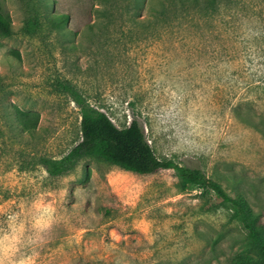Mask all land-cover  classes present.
<instances>
[{"label": "rangeland", "instance_id": "1", "mask_svg": "<svg viewBox=\"0 0 264 264\" xmlns=\"http://www.w3.org/2000/svg\"><path fill=\"white\" fill-rule=\"evenodd\" d=\"M161 1L156 14L148 1L0 0L13 30L0 35V264L255 259L230 207L183 190L172 171L138 175L85 157L51 177L41 164L82 140L68 86L118 128L137 120L159 160L200 168L230 195L231 179L264 213V0L177 14ZM63 14L61 32L50 19ZM18 111L39 114L33 134Z\"/></svg>", "mask_w": 264, "mask_h": 264}, {"label": "trees", "instance_id": "2", "mask_svg": "<svg viewBox=\"0 0 264 264\" xmlns=\"http://www.w3.org/2000/svg\"><path fill=\"white\" fill-rule=\"evenodd\" d=\"M146 1L153 12L156 14L160 12L152 8V2L157 0H134L136 9L143 7ZM168 2L173 12L177 14L185 12L187 5L201 11H216L221 0H168ZM160 4L162 11L168 6L164 1ZM95 11L99 12V9L95 8ZM138 15L134 13L133 18H137ZM50 23L56 30L63 32L69 23V16L64 14L53 16ZM37 29V21L30 20L26 23L24 31L33 34ZM12 33L11 21L0 10V35L10 37ZM65 90L80 109L82 140L60 160L41 159L42 166L51 177L68 173L85 157L102 159L138 175L151 176L162 171H172L179 178L183 190L189 186L199 187L205 193H213L217 200L230 207L232 219L240 222L248 234L247 251L255 257L245 264H264V213L252 209L246 190L228 179V185L232 190L230 195L219 182L200 168L180 165L173 160H159L137 120H132L125 128H118L105 113L89 105L77 90L68 86ZM39 118V114L17 112L21 128L31 134L35 132Z\"/></svg>", "mask_w": 264, "mask_h": 264}, {"label": "clouds", "instance_id": "3", "mask_svg": "<svg viewBox=\"0 0 264 264\" xmlns=\"http://www.w3.org/2000/svg\"><path fill=\"white\" fill-rule=\"evenodd\" d=\"M42 223H43L42 220H38V221H37V225H38V226L41 225ZM22 264H25V262H22ZM27 264H30V261L27 262Z\"/></svg>", "mask_w": 264, "mask_h": 264}]
</instances>
